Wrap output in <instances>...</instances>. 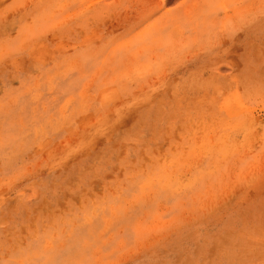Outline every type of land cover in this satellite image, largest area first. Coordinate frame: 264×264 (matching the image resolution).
Segmentation results:
<instances>
[{
	"label": "rangeland",
	"instance_id": "rangeland-1",
	"mask_svg": "<svg viewBox=\"0 0 264 264\" xmlns=\"http://www.w3.org/2000/svg\"><path fill=\"white\" fill-rule=\"evenodd\" d=\"M0 264H264V0H0Z\"/></svg>",
	"mask_w": 264,
	"mask_h": 264
}]
</instances>
